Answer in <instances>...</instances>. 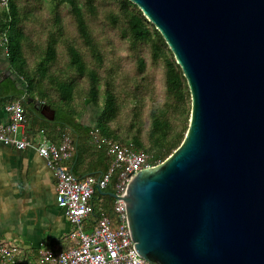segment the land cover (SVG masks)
I'll return each mask as SVG.
<instances>
[{
  "label": "water",
  "instance_id": "95a60500",
  "mask_svg": "<svg viewBox=\"0 0 264 264\" xmlns=\"http://www.w3.org/2000/svg\"><path fill=\"white\" fill-rule=\"evenodd\" d=\"M130 1L191 95L180 144L120 197L135 252L150 264H264V0ZM23 101L54 119L48 104Z\"/></svg>",
  "mask_w": 264,
  "mask_h": 264
},
{
  "label": "trees",
  "instance_id": "16d2710c",
  "mask_svg": "<svg viewBox=\"0 0 264 264\" xmlns=\"http://www.w3.org/2000/svg\"><path fill=\"white\" fill-rule=\"evenodd\" d=\"M2 33L12 73L0 81V104L21 96L48 104L55 116L47 122L60 124V138L79 137L78 157L87 148L105 157L102 138L161 161L180 144L191 110L188 83L162 34L134 2L7 0L0 6ZM88 104L99 109L96 121L81 118L79 125L75 119ZM91 202L96 218H113V198L95 192Z\"/></svg>",
  "mask_w": 264,
  "mask_h": 264
},
{
  "label": "built area",
  "instance_id": "2783aa9c",
  "mask_svg": "<svg viewBox=\"0 0 264 264\" xmlns=\"http://www.w3.org/2000/svg\"><path fill=\"white\" fill-rule=\"evenodd\" d=\"M6 3L7 0H0V6ZM6 42L7 38L2 33L0 43L5 50ZM22 98L3 106L9 113V119L0 123V143L16 149L31 147L45 159L55 176L56 203L65 210L73 225L69 234L70 245L58 253L39 248V264H150L135 252L125 204L120 197L125 193L131 175L161 160L148 151L102 138L101 144L106 146V153L110 156L109 166L98 175L78 177L67 164L75 151L71 136L63 133L58 142H53L42 128L38 130L37 137L28 136ZM111 182V191L119 196L113 198V218L102 214L96 218L91 229H84L83 221L93 210L91 197L96 192L95 185L107 190ZM9 263L24 264L16 257L15 247L0 243V264Z\"/></svg>",
  "mask_w": 264,
  "mask_h": 264
},
{
  "label": "crops",
  "instance_id": "0c3cea01",
  "mask_svg": "<svg viewBox=\"0 0 264 264\" xmlns=\"http://www.w3.org/2000/svg\"><path fill=\"white\" fill-rule=\"evenodd\" d=\"M7 68L9 73L2 74ZM10 69L6 50L0 43V81L12 73ZM3 106L0 104V123L9 119V113ZM25 116L28 136L37 137L38 130L42 128L49 140L59 141L60 124L48 123V119L35 110L32 103L25 108ZM75 120L81 125V117ZM83 121L94 124L96 118L94 121ZM77 130L81 131V128ZM72 137L76 148L79 137L75 133ZM108 162L106 153L100 158L94 149L87 148L82 157L74 151L67 164L74 175L83 177L103 172ZM95 218L91 213L83 221L84 229H91ZM72 229L65 210L56 203L55 176L45 159L31 147L16 149L0 143V243L15 247L16 257L24 264H39L38 249H50L55 253L62 251L70 245Z\"/></svg>",
  "mask_w": 264,
  "mask_h": 264
},
{
  "label": "rangeland",
  "instance_id": "374dc122",
  "mask_svg": "<svg viewBox=\"0 0 264 264\" xmlns=\"http://www.w3.org/2000/svg\"><path fill=\"white\" fill-rule=\"evenodd\" d=\"M99 113V109L96 108L94 105L92 104H88L87 105V109L86 111L84 112V114L82 115V119H86V120H90V121H94L96 116L98 115ZM94 206L96 208V210L98 209V200H94Z\"/></svg>",
  "mask_w": 264,
  "mask_h": 264
},
{
  "label": "flooded vegetation",
  "instance_id": "af4514ba",
  "mask_svg": "<svg viewBox=\"0 0 264 264\" xmlns=\"http://www.w3.org/2000/svg\"><path fill=\"white\" fill-rule=\"evenodd\" d=\"M8 72V68H7V70L5 71V73H2V74H6Z\"/></svg>",
  "mask_w": 264,
  "mask_h": 264
}]
</instances>
